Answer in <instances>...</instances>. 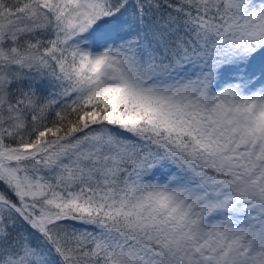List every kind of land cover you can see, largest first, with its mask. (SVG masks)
<instances>
[{"label": "snow or ice", "instance_id": "1", "mask_svg": "<svg viewBox=\"0 0 264 264\" xmlns=\"http://www.w3.org/2000/svg\"><path fill=\"white\" fill-rule=\"evenodd\" d=\"M0 264H264V0H0Z\"/></svg>", "mask_w": 264, "mask_h": 264}, {"label": "trees", "instance_id": "2", "mask_svg": "<svg viewBox=\"0 0 264 264\" xmlns=\"http://www.w3.org/2000/svg\"><path fill=\"white\" fill-rule=\"evenodd\" d=\"M129 2H130V3H132V2H133V0H129Z\"/></svg>", "mask_w": 264, "mask_h": 264}]
</instances>
